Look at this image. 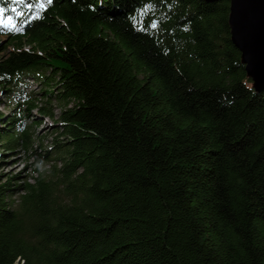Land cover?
<instances>
[{"label":"trees","instance_id":"trees-1","mask_svg":"<svg viewBox=\"0 0 264 264\" xmlns=\"http://www.w3.org/2000/svg\"><path fill=\"white\" fill-rule=\"evenodd\" d=\"M228 11L0 0V95L43 86L27 113L0 111V264H264V89ZM53 101L57 134L35 161L49 173L16 182L2 151L28 148L24 119L54 118Z\"/></svg>","mask_w":264,"mask_h":264},{"label":"rangeland","instance_id":"rangeland-1","mask_svg":"<svg viewBox=\"0 0 264 264\" xmlns=\"http://www.w3.org/2000/svg\"><path fill=\"white\" fill-rule=\"evenodd\" d=\"M1 18L2 16L0 14V23H4ZM0 42L6 43L5 36H0ZM2 53L4 54L5 52ZM42 89V84L36 80H23L13 90L1 93L0 111L5 116L15 114L19 109L24 114L27 113L26 101L31 97H38V102H41ZM59 106L56 101L51 102L50 108L53 110L54 118L47 116L37 117L36 110L31 109L28 112L29 115L23 121V128L27 127L34 132L32 144L28 148L18 147L14 152L2 151L6 154L3 158L5 162L2 164L1 170L8 176L18 175L16 182L20 183L25 179L33 182L40 172L49 173L53 161H40L37 164H35V161L38 159L39 154L43 155L44 151L52 145L53 137L57 134L55 130L58 127L59 121L55 119H57ZM37 121H40V123L35 124ZM17 197L18 194L13 196V198Z\"/></svg>","mask_w":264,"mask_h":264},{"label":"water","instance_id":"water-1","mask_svg":"<svg viewBox=\"0 0 264 264\" xmlns=\"http://www.w3.org/2000/svg\"><path fill=\"white\" fill-rule=\"evenodd\" d=\"M214 2L219 0H203ZM230 39L255 91L264 89V0H228Z\"/></svg>","mask_w":264,"mask_h":264},{"label":"snow or ice","instance_id":"snow-or-ice-1","mask_svg":"<svg viewBox=\"0 0 264 264\" xmlns=\"http://www.w3.org/2000/svg\"><path fill=\"white\" fill-rule=\"evenodd\" d=\"M49 2H51V0H49ZM29 7H31V5H29ZM13 11H15V9H13ZM153 27H155V25H153Z\"/></svg>","mask_w":264,"mask_h":264}]
</instances>
